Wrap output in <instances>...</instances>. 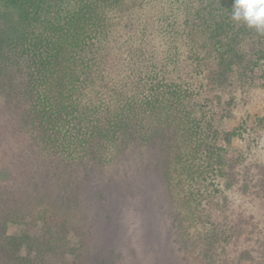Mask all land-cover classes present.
<instances>
[{
	"label": "trees",
	"instance_id": "obj_1",
	"mask_svg": "<svg viewBox=\"0 0 264 264\" xmlns=\"http://www.w3.org/2000/svg\"><path fill=\"white\" fill-rule=\"evenodd\" d=\"M70 1L0 0V15L9 16V11H12V22L8 25L0 23V79L9 78V84L0 85V224L5 225L4 221L21 209L29 214L32 202L52 208L60 206L58 193L54 190L47 192L56 189L53 185L60 184L50 178L54 175L51 171L54 165L90 164L84 160L90 153L97 152L102 158L104 154L119 156L131 146L155 138L153 132L148 134L143 131L147 109L156 112L157 120L174 130L168 129L173 134L171 140L162 138L165 140L163 144L174 143L172 153L176 155V165L171 177L167 174L166 179L173 202L177 198L171 181L183 186L187 185L188 178L193 181L195 175L201 181L206 180L208 173L212 176L225 175L234 181L238 177V170H232L235 163L245 164L244 185L251 195L262 198L255 194L254 189L260 187L264 191V159L258 155L259 152L264 153V144L258 143L264 137V115L247 108L241 110L242 131L249 134L246 154L240 156L242 150H239L233 159L226 161L224 172V149L216 142L218 138L214 125H217L219 117L230 113L235 98L232 95L222 103V92L211 95L217 94L221 85L235 91L228 79L236 74V69H242L239 72L241 78L246 72L254 74V70L264 63L261 57L255 58L262 50L256 48L260 41L250 54L247 53V38L251 39L250 30L253 28L241 22L232 34H225L221 41L217 34L219 22L214 19L211 30L215 31L209 36L213 42L208 45V42L202 41L200 45L203 47L199 49L196 46L195 53L203 50V54H196L195 65L181 62L177 55L158 50L157 43L152 45L150 40L139 41L151 51L147 53L151 62L142 65L147 70L137 68L134 77L130 75L134 73L133 67L129 72L127 70L123 80H117V85L104 86L105 91H102L99 80L102 83L105 76L94 61L95 53L89 48V43L84 44L87 49L79 44L94 35L85 36L80 32L96 26V23L83 18L76 20L75 13L66 6ZM88 1L85 0L86 5ZM75 7L77 9V5ZM82 12L79 7V17H87V12ZM67 13L71 14L70 19L62 22L61 14L65 16ZM224 21L225 26L232 28L231 19ZM172 22L168 26L173 27ZM93 33L102 32L93 28ZM190 35L173 30L169 41L180 39L187 44L193 40L191 32ZM214 53L218 60L216 63ZM109 66L106 64V67ZM194 94L205 95L204 100L208 99L206 95H210V101L214 100L215 111L207 119H194L187 111L186 100L189 101ZM233 130L237 134L239 127ZM122 144L120 148L118 145ZM227 145L230 146V142ZM166 147L169 150V145ZM250 155L253 159H248ZM184 171L187 172L182 178ZM40 178L42 180L37 185ZM37 192L40 194L34 196ZM213 192L214 197L206 195V192L202 195L196 190L189 199L181 194L189 204L187 214L197 221H216V224L222 221L219 226H228L224 223L229 221L225 211L229 200L220 189L216 188ZM243 210L245 216L239 214L240 219L255 217L247 214L245 208ZM54 228L48 225L46 230L52 232ZM1 236L0 264L41 263V255L21 251L25 243L21 238V241L14 243L13 240L6 247ZM45 242L52 249L60 247L59 241L46 239ZM10 247L14 248L13 252Z\"/></svg>",
	"mask_w": 264,
	"mask_h": 264
},
{
	"label": "rangeland",
	"instance_id": "obj_2",
	"mask_svg": "<svg viewBox=\"0 0 264 264\" xmlns=\"http://www.w3.org/2000/svg\"><path fill=\"white\" fill-rule=\"evenodd\" d=\"M87 3L89 6L85 0H71L66 6L75 13L76 20L83 18L96 23V26L80 32L85 36L94 35L79 44L87 49L84 44L89 43V48L95 53L94 61L105 76L102 83L99 80L102 91H105L104 86H114L117 80H123L127 70L129 72L135 67L130 75L136 77L138 69L144 71L145 66L142 65L151 62L147 54L151 51L139 41L150 40L152 45L157 43L158 50L177 55L181 62L195 65L196 54H203V50L195 53L196 46L199 49L203 47L200 45L202 41L208 42V45L213 42L209 36L215 31L211 30L214 19L219 22L217 34L221 41L225 34H232L235 26L241 23L231 19L232 0H89ZM52 5L54 7V3ZM79 7L82 13L87 12V17H79ZM9 12V16L0 15V23L8 25L12 22V11ZM70 17V13L61 14V21L67 22ZM227 19L232 20V28L222 23ZM170 21H174L173 27L168 26ZM205 25L209 26L206 28ZM93 28L102 33H93ZM173 30L189 35L191 32L193 40L187 44L180 39L169 41ZM250 35L252 42L248 37L249 48L245 50L250 54L260 41L256 48L262 50L255 58L264 60V34L251 29ZM143 48L144 51H141ZM106 64L110 66L106 67ZM241 70L236 69V74L228 79L235 91L231 92L229 87L221 85L217 94H211L220 95L222 92V103L232 95L235 98L230 113L219 117L217 125H214L218 138L216 142L224 149V172L228 159H233L239 150H242L240 156L246 154L249 134L242 131L241 110L247 108L264 115V63L254 70V74L246 72L244 77L239 78ZM5 82L9 84L8 77L0 79V85L5 86ZM204 96L194 94L189 101L186 100L187 111L194 119H207L215 111L214 100L210 101V95H206L208 99L204 100ZM147 110L143 131L148 134L153 132L155 138L150 139V143H134L135 146L128 151L114 157L102 153L105 156L102 158L97 152L90 153L84 159L90 164L54 165L51 170L54 175L50 178L60 184L53 185L56 189L47 192L54 190L58 193L60 206L52 208L32 202L29 214L21 209L9 219L2 220L5 225L0 224V234L6 242L4 246L22 239L25 243L21 251L42 256L38 264H264V191L256 187L255 194L262 198L254 197L245 187V164L235 163L232 166V170H238L234 181L225 175L212 176L209 173L206 180L201 181L195 175L193 181L188 178L187 185L183 186L171 181L177 198L173 202L166 179L167 174L171 177L176 165V155L172 153L174 143L163 144L165 140L162 138L171 140L173 134L168 129L174 130L159 122L156 112ZM237 127L238 135L233 130ZM262 142L264 137L258 140L259 144H264ZM166 145H169V150ZM118 146L121 148L123 144ZM258 155L264 159L263 152ZM248 159H253V156ZM185 172L182 178H185ZM41 180L37 179V185ZM216 188L223 191L229 200L226 204L228 209L223 206L229 215V221L224 223L228 226H219L222 221L217 225L216 221L192 219L187 214L189 204L181 196L189 199L192 192L199 190L202 195L206 192V195L214 197L213 190ZM242 207L247 214L255 217L240 219L239 214L245 216ZM48 225L56 228L47 232ZM46 239L59 241V249L48 247ZM10 250L13 252L14 248L10 247Z\"/></svg>",
	"mask_w": 264,
	"mask_h": 264
},
{
	"label": "clouds",
	"instance_id": "obj_3",
	"mask_svg": "<svg viewBox=\"0 0 264 264\" xmlns=\"http://www.w3.org/2000/svg\"><path fill=\"white\" fill-rule=\"evenodd\" d=\"M231 19L264 34V0H232Z\"/></svg>",
	"mask_w": 264,
	"mask_h": 264
}]
</instances>
